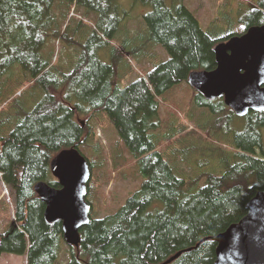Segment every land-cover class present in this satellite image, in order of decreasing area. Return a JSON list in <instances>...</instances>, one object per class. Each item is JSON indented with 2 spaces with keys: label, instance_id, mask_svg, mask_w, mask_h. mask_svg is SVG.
I'll use <instances>...</instances> for the list:
<instances>
[{
  "label": "trees",
  "instance_id": "obj_1",
  "mask_svg": "<svg viewBox=\"0 0 264 264\" xmlns=\"http://www.w3.org/2000/svg\"><path fill=\"white\" fill-rule=\"evenodd\" d=\"M140 1L151 8L143 17L151 39L169 57L146 78L120 89L114 81V67L98 61L94 54L97 32L75 42L76 31H69L68 24L63 30L59 25L73 5L87 14H102L105 9L100 0H0V87L1 79L17 65L44 92L32 110H17L16 125L6 136L0 120V182L13 199L15 217L14 226L0 234V256L24 255L26 264H59L61 224L44 220L45 204L33 186L45 181L59 187L51 175L50 160L59 150L78 148L85 142L89 131L75 119L78 115L99 111L108 115L134 156L143 181L114 213L100 219L90 216L80 230L78 250L68 249V264H160L189 248L170 264H212L216 243L211 237L242 218L249 200L264 188L259 131L264 126V110L245 115L247 127L236 137L237 160L222 174H207L204 185L193 193L173 175L150 136L159 127L157 99L175 84L186 82L191 71L213 69L215 44L238 34L213 39L181 0ZM248 11L246 28L264 24V0ZM51 39L77 43L73 69L58 70L43 58L42 49ZM53 71L58 75L52 76ZM195 96L200 106L213 112H232ZM75 99L86 101L88 108Z\"/></svg>",
  "mask_w": 264,
  "mask_h": 264
},
{
  "label": "rangeland",
  "instance_id": "obj_2",
  "mask_svg": "<svg viewBox=\"0 0 264 264\" xmlns=\"http://www.w3.org/2000/svg\"><path fill=\"white\" fill-rule=\"evenodd\" d=\"M259 0H181L198 19L201 28L213 39L231 33L242 34L250 23L248 10ZM102 14L85 13L71 6L66 17L59 19L63 30L76 31L75 42H83L93 31L94 54L98 61L112 65L114 81L120 89L134 80L147 76L158 64L168 60L167 52L150 37L144 15L151 8L140 0H100ZM82 21V25L78 22ZM99 25L101 29L97 26ZM107 31L109 34L104 33ZM79 54L77 43L49 40L42 56L58 70L73 69ZM15 65L1 80L0 120L6 136L16 125L19 108L30 111L43 98L41 85ZM53 75H58L53 71ZM195 90L187 81L175 84L158 97L159 127L150 132L152 141L173 175L186 182L185 190L195 192L205 183L207 174H222L227 165L237 160L236 137L248 124L246 116L238 117L229 110L213 112L199 105ZM85 108L88 103L81 99ZM222 100V99H221ZM218 109L224 105L212 101ZM225 106V105H224ZM232 113V114H231ZM9 117V118H8ZM75 119L88 128L85 142L78 147L91 163V178L87 184L86 200L91 205L90 216L100 219L114 213L133 192L139 189L143 176L132 153L117 135L108 115L99 111L93 115H78ZM6 120V121H5ZM255 130L254 124H250ZM261 151L264 154V126L259 128ZM256 155H261L256 152ZM14 202L8 188L0 182V234L14 226ZM62 240L59 264L69 263L68 249ZM0 264H26L24 255L4 253Z\"/></svg>",
  "mask_w": 264,
  "mask_h": 264
},
{
  "label": "water",
  "instance_id": "obj_3",
  "mask_svg": "<svg viewBox=\"0 0 264 264\" xmlns=\"http://www.w3.org/2000/svg\"><path fill=\"white\" fill-rule=\"evenodd\" d=\"M213 54L214 68L191 71L189 86L208 101L222 99L238 117L264 110V24L217 42ZM49 167L59 187L38 181L33 190L45 204L44 220L60 222L62 240L78 250L80 230L91 220V205L86 200L89 163L78 148L67 147L51 158ZM211 239L216 243L212 264H264V188L249 200L242 218ZM190 249L160 264H170Z\"/></svg>",
  "mask_w": 264,
  "mask_h": 264
}]
</instances>
